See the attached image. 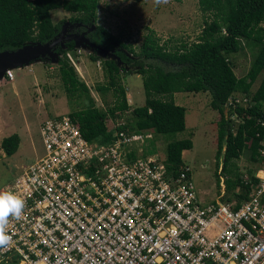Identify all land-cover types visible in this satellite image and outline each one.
<instances>
[{
	"label": "built area",
	"instance_id": "1",
	"mask_svg": "<svg viewBox=\"0 0 264 264\" xmlns=\"http://www.w3.org/2000/svg\"><path fill=\"white\" fill-rule=\"evenodd\" d=\"M122 114L107 116L108 141L86 139L70 114L41 121L42 154L0 188L26 201L0 264H264V138L240 175L247 198L203 202L192 168L169 170L155 133L123 128Z\"/></svg>",
	"mask_w": 264,
	"mask_h": 264
},
{
	"label": "trees",
	"instance_id": "2",
	"mask_svg": "<svg viewBox=\"0 0 264 264\" xmlns=\"http://www.w3.org/2000/svg\"><path fill=\"white\" fill-rule=\"evenodd\" d=\"M98 3L99 0H0V51L16 50L28 42H50L61 24L54 23L51 17V12L58 8L71 13L68 19L89 27L96 22ZM198 3L200 9L211 13L213 18L203 27L196 41L173 49L160 44L152 32L144 38L137 52L101 25L95 24L94 29L85 33L92 43L108 49L121 62L119 65L111 58L102 62L107 82L99 89L111 90L114 98L107 110L95 106L85 84L66 58V52L75 50L73 40L65 41L64 48L60 45L55 48L61 54L60 77L69 94L84 95L87 99L84 108L70 115L78 121L83 136L90 141L110 140L112 132L106 124L107 116L115 118L129 109L121 72L141 74L145 94L144 103L131 110L132 121H127L123 128L174 135L185 129L186 121L185 107L175 103L173 94L179 91L209 92L210 107L220 115L216 157L222 156L220 172L227 176L225 189L235 191L239 187V194L232 196L245 199L250 187L241 181L233 161L247 146L251 161L256 162L257 150L264 138V0H198ZM244 45L252 46L256 51L247 74L237 77L228 56L242 50ZM121 47H128L135 58L128 56ZM91 57L96 59L94 55ZM132 66L135 68L131 69ZM260 73H263L262 80L250 94ZM234 93L244 94L249 104L229 103ZM232 114L241 120L235 132ZM19 141L16 133L2 138L1 148L6 156L16 152ZM192 146L190 138L169 141L165 159L167 168L176 173L183 165L182 151ZM247 172L252 174L253 169ZM230 174L235 177L231 179Z\"/></svg>",
	"mask_w": 264,
	"mask_h": 264
},
{
	"label": "rangeland",
	"instance_id": "3",
	"mask_svg": "<svg viewBox=\"0 0 264 264\" xmlns=\"http://www.w3.org/2000/svg\"><path fill=\"white\" fill-rule=\"evenodd\" d=\"M70 16L71 13L62 8L51 12L53 22L57 24ZM212 18L211 13L200 9L198 0H168L167 3L160 4L155 0H99L95 24L105 27L123 44L137 52L144 38L151 32L160 44H165L170 49L181 44H190L199 38L203 27ZM128 47L121 48L128 56L135 58ZM255 51L256 48L244 45L242 50L228 56L237 77L247 74ZM70 54L73 60L65 54L66 58L77 77L85 84L95 106L107 110L113 104L112 91L99 89V86H104L107 82L102 68V62L107 55L97 50L90 52L84 47H75ZM92 55L96 57L95 60ZM13 74L12 81H6L5 77L0 80V188L10 183L17 173L42 154L39 135L42 120L56 114H70L87 104L84 95H71L66 91L60 77L59 61L53 62L45 58L28 66L14 68ZM262 77L263 73H260L251 86L250 94L258 88ZM120 78L126 88L129 105V109L120 118L132 121L131 110L142 105L145 100L142 76L138 73L121 72ZM233 95L241 97L242 93ZM173 99L175 103L185 107L186 127L171 136L155 135L159 157L165 161L169 141L190 138L193 146L183 151L182 162L192 168V177L200 200L210 202L219 196L222 200L231 197L234 191L225 189L227 176L220 172L222 156L216 157L217 122L220 115L210 107V93L189 94L179 91L173 94ZM231 119L235 132L241 120L233 114ZM16 131L20 135L18 149L13 155L6 156L1 148V140ZM233 162L240 175L248 169H254L256 165L250 159L247 146ZM228 176L231 179L235 177L234 174Z\"/></svg>",
	"mask_w": 264,
	"mask_h": 264
},
{
	"label": "water",
	"instance_id": "4",
	"mask_svg": "<svg viewBox=\"0 0 264 264\" xmlns=\"http://www.w3.org/2000/svg\"><path fill=\"white\" fill-rule=\"evenodd\" d=\"M95 27L92 25L91 29ZM64 32V29L62 30ZM86 32L80 34L72 33L66 36L65 39L73 40L75 47H84L89 49V51L97 50L107 55V58L115 59L120 65L121 62L119 58L113 54L111 51L105 48L98 47L92 43L86 36ZM63 35L57 34L50 42L40 43V42H28L23 44L16 50H3L0 51V80L4 78L5 71L8 69H14L18 67L28 66L35 62H40L43 59H50L53 62L59 61L60 53L56 51L57 45H63ZM79 45V46H77Z\"/></svg>",
	"mask_w": 264,
	"mask_h": 264
},
{
	"label": "clouds",
	"instance_id": "5",
	"mask_svg": "<svg viewBox=\"0 0 264 264\" xmlns=\"http://www.w3.org/2000/svg\"><path fill=\"white\" fill-rule=\"evenodd\" d=\"M157 4L168 0H155ZM26 207V201L17 192L0 189V248L6 249L12 242L8 232L10 219L19 221Z\"/></svg>",
	"mask_w": 264,
	"mask_h": 264
},
{
	"label": "flooded vegetation",
	"instance_id": "6",
	"mask_svg": "<svg viewBox=\"0 0 264 264\" xmlns=\"http://www.w3.org/2000/svg\"><path fill=\"white\" fill-rule=\"evenodd\" d=\"M60 23L61 24H60V27H59L57 34L63 35L64 39L62 42H63L64 46H65V41L69 40V39H65L66 36H69L72 33L80 34L82 32H88V31L95 28L94 27L91 29L93 24H91L89 27H87V26H83L82 23L78 24V22H73L70 19H67V20H65V22H60ZM82 28H84V30H82ZM63 29H64V32H62Z\"/></svg>",
	"mask_w": 264,
	"mask_h": 264
},
{
	"label": "crops",
	"instance_id": "7",
	"mask_svg": "<svg viewBox=\"0 0 264 264\" xmlns=\"http://www.w3.org/2000/svg\"><path fill=\"white\" fill-rule=\"evenodd\" d=\"M6 79H7V78H6ZM1 80H4V79H1ZM12 80H14V78L11 79V80H10V79H7L6 81H12ZM184 92H185V91H184ZM186 93H189V94H190V93H198V92H186ZM15 133L18 134L17 131H16ZM12 134H13V133H12ZM18 136H19V138H20V135H19V134H18ZM5 137H6V136H5ZM19 142H20V141H19ZM18 146H19V145H18ZM17 149H18V148H17ZM183 151H184V150H183ZM183 151H182V153H183ZM13 154H14V153H13ZM13 154H12V155H13Z\"/></svg>",
	"mask_w": 264,
	"mask_h": 264
}]
</instances>
